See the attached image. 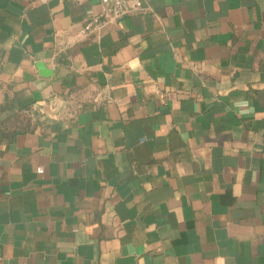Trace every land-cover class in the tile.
Wrapping results in <instances>:
<instances>
[{
    "label": "crops",
    "instance_id": "crops-1",
    "mask_svg": "<svg viewBox=\"0 0 264 264\" xmlns=\"http://www.w3.org/2000/svg\"><path fill=\"white\" fill-rule=\"evenodd\" d=\"M103 10L0 0V264H264V0Z\"/></svg>",
    "mask_w": 264,
    "mask_h": 264
},
{
    "label": "built area",
    "instance_id": "built-area-1",
    "mask_svg": "<svg viewBox=\"0 0 264 264\" xmlns=\"http://www.w3.org/2000/svg\"><path fill=\"white\" fill-rule=\"evenodd\" d=\"M45 2L46 0H40ZM74 2H83L86 0H72ZM103 5L104 10L99 16L88 21L85 27L81 30L82 34L88 33L92 28L101 26L104 23L119 19L125 15L140 11L143 8V0H99ZM42 173V169H38Z\"/></svg>",
    "mask_w": 264,
    "mask_h": 264
},
{
    "label": "trees",
    "instance_id": "trees-1",
    "mask_svg": "<svg viewBox=\"0 0 264 264\" xmlns=\"http://www.w3.org/2000/svg\"><path fill=\"white\" fill-rule=\"evenodd\" d=\"M4 138V137H3Z\"/></svg>",
    "mask_w": 264,
    "mask_h": 264
}]
</instances>
